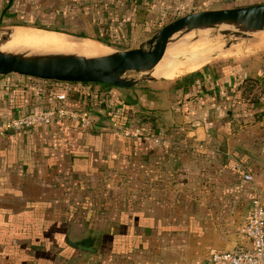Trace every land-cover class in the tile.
Wrapping results in <instances>:
<instances>
[{
  "label": "crops",
  "instance_id": "crops-1",
  "mask_svg": "<svg viewBox=\"0 0 264 264\" xmlns=\"http://www.w3.org/2000/svg\"><path fill=\"white\" fill-rule=\"evenodd\" d=\"M228 1L264 3L0 0V24L17 26L43 2L52 17L78 5L83 39L129 49L178 12ZM75 12L62 10V17ZM246 77L264 89V60L206 62L131 88L0 79V117L14 116L16 106L59 107L91 121L83 129L55 122L0 137V264H204L213 251L246 244L237 229L249 201L258 194L264 203V95L242 102ZM121 117L142 135L116 134Z\"/></svg>",
  "mask_w": 264,
  "mask_h": 264
},
{
  "label": "water",
  "instance_id": "water-1",
  "mask_svg": "<svg viewBox=\"0 0 264 264\" xmlns=\"http://www.w3.org/2000/svg\"><path fill=\"white\" fill-rule=\"evenodd\" d=\"M11 27H0V42ZM194 31L212 32L210 37L227 36V42L221 47L228 48L264 31V3L188 12L166 22L134 48L110 49L100 55L0 48V77L15 74L46 81L96 83L120 88L163 81L166 78L159 66L162 58L172 45ZM67 36L73 40L86 38L72 34ZM188 57L172 56L170 60L175 64ZM69 243L79 249L92 250L88 246ZM204 264L211 263L207 261Z\"/></svg>",
  "mask_w": 264,
  "mask_h": 264
},
{
  "label": "built area",
  "instance_id": "built-area-1",
  "mask_svg": "<svg viewBox=\"0 0 264 264\" xmlns=\"http://www.w3.org/2000/svg\"><path fill=\"white\" fill-rule=\"evenodd\" d=\"M55 98L63 101L65 94L58 92ZM55 122L83 129L91 121L75 111L59 107L42 108L0 121V137L10 132L49 127ZM142 133L139 127H132L130 124L119 125L116 130V134L124 137H138ZM242 178L244 181L252 182L250 173L242 174ZM237 233L245 239L246 244H236L226 251H213L209 254L208 261L211 264H264V203L258 194L250 199L247 217L238 227Z\"/></svg>",
  "mask_w": 264,
  "mask_h": 264
},
{
  "label": "rangeland",
  "instance_id": "rangeland-1",
  "mask_svg": "<svg viewBox=\"0 0 264 264\" xmlns=\"http://www.w3.org/2000/svg\"><path fill=\"white\" fill-rule=\"evenodd\" d=\"M258 3H261V2H258ZM255 4H257V3H255ZM205 5H206V7L212 6V7H217V8H226L225 6H230V5H232V3L230 1H228V2H221V3H215V4L209 3V4H205ZM205 5L199 4V7H204ZM250 5H252V4H250ZM48 6H49L48 2H43L42 4L38 5V7L33 8L32 10H30L28 12H23L22 13L23 16H22L21 20H18V21H26L28 23H32V22L36 21V22L41 23V24H50L51 26L56 27L58 30H62V32L61 31H56V32L45 31V32H50V33H57L58 32L59 34H63V35L64 34L65 35H68V34L75 35L79 32H82L80 30L79 24H81L83 22L75 21V18L77 16H79V14L82 11V10L79 11L78 7H80V6H78V5L74 6L72 4H70V6L69 5L61 6L60 9H58L57 13L54 15V17H52L51 14H48L46 12ZM235 6H243V5H235ZM230 7H233V6H230ZM68 8L74 9L76 12L72 14L71 18L62 17V10H64V12H66V9H68ZM208 9H213V8H208ZM182 13H183V11L178 12L177 14L175 13V14L176 15H178V14L183 15ZM174 18H176V17H174ZM174 18L172 17V19H174ZM172 19L169 18L168 21H170ZM168 21H166V22H168ZM7 26H9V25L8 24L7 25H1L0 24V27H7ZM26 26L22 27V28H27V29L36 28L34 26H31V25H26ZM19 27H21V26H12L10 29L16 30V28H19ZM35 30H39V29H35ZM44 30H41V31H44ZM210 34H212V32H209V34L207 35V38L199 40L200 41V42L198 41L199 43L193 44L190 47L188 46V47L180 50L181 52L178 51L172 55V56H184V57L189 56L187 59L188 64L194 65V66L192 65L191 68H189V66H187V65L184 67V64L178 66L177 63H175L174 66H172V67L170 65H167V64L164 65V63H162L161 66L159 65L162 68L161 71H169V72L171 71L169 78H166V79H172V78H177V77L183 76L184 74H187L189 72H192V71L200 68L203 64H205V62H213V63L218 64V63L224 62V61L236 62V61H240V60H250L251 62L259 63V62H262L264 60V48H255V47L253 48V47H251L253 45L252 42H254L252 39H258V37L261 38L264 35H260L256 38L242 39L238 43L233 44L230 47L223 49L221 46L227 42L229 37L222 36V37H218V39L215 37L216 39H214V38L209 37ZM196 36H199V33L197 31H194L193 33H191L189 38L194 39ZM88 39H90V38H88ZM4 40L5 39H3V41ZM92 40L93 39L88 40V41H90L92 43H96L97 45H100L95 40H93V41ZM3 41L0 42V45L3 43ZM204 42L206 44H209V46H208L209 48H207L206 50L205 49L201 50L200 47H202ZM107 47L109 48L108 51H110V49H122V48H114V47H111L109 45H107ZM203 50H205V51H203ZM212 55H214V56H212ZM201 60H203V62H200ZM196 66H198V67H196ZM10 77L12 79L17 78L16 75H14V74L10 75ZM79 263H82V262L81 261L80 262H77V261L74 262V264H79ZM72 264H73V262H72ZM87 264H90V263H87ZM91 264H93V262Z\"/></svg>",
  "mask_w": 264,
  "mask_h": 264
},
{
  "label": "bare ground",
  "instance_id": "bare-ground-1",
  "mask_svg": "<svg viewBox=\"0 0 264 264\" xmlns=\"http://www.w3.org/2000/svg\"><path fill=\"white\" fill-rule=\"evenodd\" d=\"M198 33H199V36L193 41H187L189 36L191 35L190 33L186 35L181 41L172 45L167 50L166 55L162 58L159 65L161 66V64L164 63V65L167 64V65H170L171 67L174 66V64L171 63V60H170V57L174 53L188 46L190 47L193 44L199 43L200 42L199 40L207 38V35L209 34V32H205V31L203 32L198 31ZM260 35H264V31L254 34L251 38H256ZM215 37L218 39L219 36H214L210 38L216 39ZM4 39L5 40L0 45V48L20 47V48L40 50V51L72 52V53H77V54H82V55H100V54L109 52L108 51L109 49H106V46L104 48L101 45H97L96 43H92L84 39L73 40L67 35H63L59 33H50V32H45V31L35 30V29H27V28H22V27L16 28V30L10 29V32ZM252 40L254 42H252L253 45L251 47L264 48V36H262L261 38L258 37V39H252ZM208 46L209 44H206L204 42L202 47H200V49L206 50L207 48H209ZM200 62H203V60H201ZM183 64H184V67L187 65L189 66V68H191L193 65V64L192 65L188 64V60L177 62L178 66L183 65ZM170 72L161 71L164 77H166V75Z\"/></svg>",
  "mask_w": 264,
  "mask_h": 264
},
{
  "label": "trees",
  "instance_id": "trees-1",
  "mask_svg": "<svg viewBox=\"0 0 264 264\" xmlns=\"http://www.w3.org/2000/svg\"><path fill=\"white\" fill-rule=\"evenodd\" d=\"M191 11H192V9H190L188 11H184L182 14L188 13V12H191ZM180 15L181 14H178L175 17H178ZM19 20H21V19H19ZM166 21H168V20H166ZM166 21H163L162 23H159L158 25H156L154 27V30L158 29L160 26H162L163 24H165ZM12 25H17V26H21V27H25L26 25H31V26L36 27V29H41V30H44L45 29V31H53V32L61 31L62 32V30H58L56 27L51 26L50 24H41V23H38L36 21H34L32 23H28L26 21H18V22H14ZM75 35L82 36V37H87L86 36V33L83 32V31L82 32H79V33H77ZM93 39L99 41L100 43L102 42L99 37H94ZM10 75L11 74H8V75H5V76H1L0 79H4L5 82H6V80H9L8 83L11 86H19L20 84L16 80H15L16 82H14L12 80V78L10 77ZM8 77H9V79H8ZM16 77L17 78L27 79L26 82H28V84H31V85H33V82H41V83L42 82H45L46 84H49V83H52V84L62 83V82L46 81V80H40V79H36V78H29V77L18 76V75H16ZM240 87H241V92H239V97L238 98L242 102H244V103H256L258 101V99L261 96L264 95V93H263L264 89L263 88H260V90H258V80L255 79V78L246 77V78L242 79V82L240 84ZM12 111L15 112V115H19V114H22L23 113L22 110H21V106H16V108L14 110H12ZM27 111H33V109L32 110H26L25 112H27ZM228 113H227V115H229ZM10 117H11L10 115L9 116H5V117L4 116H1L0 117V121L6 120V119H8ZM126 120H127V118L121 117L117 121L120 123V125H126V124H130L131 125V123L130 122H127Z\"/></svg>",
  "mask_w": 264,
  "mask_h": 264
}]
</instances>
